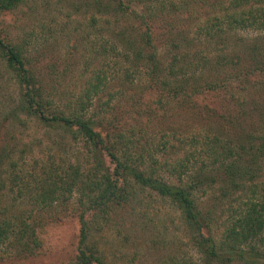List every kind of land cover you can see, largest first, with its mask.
Returning <instances> with one entry per match:
<instances>
[{
    "label": "trees",
    "instance_id": "1",
    "mask_svg": "<svg viewBox=\"0 0 264 264\" xmlns=\"http://www.w3.org/2000/svg\"><path fill=\"white\" fill-rule=\"evenodd\" d=\"M33 1L0 0V14ZM89 1L86 5L107 19L106 27L114 28L107 30L110 43L96 52L105 67L93 72L89 88L72 97L73 103L59 106L45 95L39 74L46 69L62 74L29 60V42L0 37V65L18 89L11 121L23 124L22 117L28 118L81 144L88 166L81 173L77 162L40 177L50 165L38 175L12 163L7 174L0 173L7 200L0 210V264L40 252L41 212L65 191L86 202L73 264H108L92 243L101 229L97 219L130 208L139 193L155 194L177 208L203 264H264V0ZM115 80L116 89L110 84ZM208 94L218 95L212 109L195 102ZM117 98L126 100L130 114L148 119L165 116L174 105L191 110L193 120L201 111L223 134L191 137L182 160L145 170L136 143L116 120H105ZM252 120L258 121L254 130ZM159 166L173 182L154 177ZM209 192L214 207L206 211L198 197ZM214 227L219 233L211 235Z\"/></svg>",
    "mask_w": 264,
    "mask_h": 264
},
{
    "label": "rangeland",
    "instance_id": "2",
    "mask_svg": "<svg viewBox=\"0 0 264 264\" xmlns=\"http://www.w3.org/2000/svg\"><path fill=\"white\" fill-rule=\"evenodd\" d=\"M87 2L91 4L89 0H35L19 10L0 14L1 38L29 42V60H40V66L54 67L62 74L54 76L47 69L39 74L45 84V95H51L59 106L73 103L72 97L89 88L93 72L105 67L96 52L100 51L101 45L109 42L107 30L113 29L114 25L107 28L104 23L107 19L91 10ZM183 20L182 24H190ZM29 35L33 36L29 37L30 41L24 37ZM189 38L197 39L191 32ZM110 84L116 89V80ZM17 95L18 89L11 76L0 65V155L4 153L0 162L1 176L8 173L12 163L19 169L35 170L38 175L43 172L44 165H50L51 168L40 177L52 175L50 169L63 172L76 166L77 162L81 164L80 172H86L87 154L81 149V144H73L63 134L53 133L28 118L22 117L23 124L11 121V102ZM104 96H107L106 92ZM217 98L218 95L208 94L195 99V102L212 109L218 102ZM146 102L153 101L148 99ZM111 106L112 110L105 120H116L117 127L136 143L135 155H144L142 168L145 170L155 168L159 162L174 164L182 160L188 148L186 142L191 137L208 134L221 137L220 134H223L217 123L206 119L201 111L199 119L193 120L191 110L174 105L165 116L148 119L130 114L123 98L112 100ZM252 121L251 130H254L256 126L253 125L258 121ZM256 134L260 133L257 131ZM105 161L112 171L113 165L108 159ZM154 177L167 182L174 180L163 172L161 166L155 169ZM41 182L44 180L38 183ZM1 194L3 191L0 192V210L7 204ZM208 194L209 197L204 194L198 197L199 204L206 211L214 207L210 202L213 192ZM53 198L51 206L40 215L43 218L39 234L40 252L12 264H73L75 261L80 232L79 215L86 202L76 192L69 191L55 194ZM96 228L101 229L94 231L92 243L108 264H164L167 260H170L168 264H203L189 240L177 208L155 194L139 193L130 208L113 211L108 217L101 215ZM217 232L216 227L211 229V235Z\"/></svg>",
    "mask_w": 264,
    "mask_h": 264
}]
</instances>
